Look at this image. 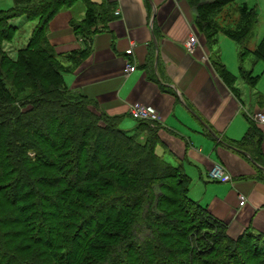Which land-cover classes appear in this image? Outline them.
Listing matches in <instances>:
<instances>
[{
  "label": "trees",
  "instance_id": "1",
  "mask_svg": "<svg viewBox=\"0 0 264 264\" xmlns=\"http://www.w3.org/2000/svg\"><path fill=\"white\" fill-rule=\"evenodd\" d=\"M78 1L85 15L72 25L82 46L58 52L48 23ZM234 1L188 0L212 63L240 97L237 75L218 55L219 34L239 44L241 62L252 52L264 61V34L248 45L259 12L247 1L235 6L238 16L222 12ZM22 15L36 23L12 56L4 45L19 29L12 19ZM114 16L109 0H14L0 8V264H264V232L232 237L190 195L183 166L157 151L167 146L160 122L135 118L124 128L122 114L67 84L65 62L87 55ZM154 60L152 49L145 63L151 78ZM240 74L251 86L260 78L243 66ZM249 121L231 143L264 164L263 130Z\"/></svg>",
  "mask_w": 264,
  "mask_h": 264
},
{
  "label": "crops",
  "instance_id": "2",
  "mask_svg": "<svg viewBox=\"0 0 264 264\" xmlns=\"http://www.w3.org/2000/svg\"><path fill=\"white\" fill-rule=\"evenodd\" d=\"M109 1L115 4L114 18L93 36L87 55L76 63L65 62L67 84L95 99L107 112L122 114L126 124L133 123L131 104L156 106L167 144L159 143L157 150L163 156L170 152L199 184L191 195L226 223L232 237L246 229L264 232V164L231 143L244 136L250 116L264 111V90L249 85L240 74L236 80L240 97L234 93L211 61V50L194 24L188 0ZM242 1L256 5L260 21L264 0H237ZM77 3L59 10L48 23L47 35L58 52L82 46L72 25L85 15L84 6ZM193 32L199 42L192 53L184 42ZM152 49L151 78L145 63ZM217 50L227 64L224 51ZM128 62L136 68L126 72ZM258 123L263 130L264 159V122ZM216 162L225 164L231 179L208 176Z\"/></svg>",
  "mask_w": 264,
  "mask_h": 264
},
{
  "label": "rangeland",
  "instance_id": "3",
  "mask_svg": "<svg viewBox=\"0 0 264 264\" xmlns=\"http://www.w3.org/2000/svg\"><path fill=\"white\" fill-rule=\"evenodd\" d=\"M13 3H14V0H0V8H9L10 6L13 5ZM238 3L239 2H237V0H236L234 2H231V3L224 5L222 12L232 11L233 12L232 15L238 16L239 12L235 7L238 5ZM78 4H81L84 6V4L81 3V1H78V3L76 5H78ZM259 9H260V21L258 19V22L256 23L255 28L252 32V35L250 36V38L248 40V45L251 48L255 47V44L257 43V37L259 35L264 34V2H263V6ZM12 21L15 24L19 25V29L16 32L14 38L10 41L5 42L4 46L11 53L12 56H16L17 49L19 47L23 46L27 42L28 37L31 33V30L36 23V19H28L26 16L22 15V16H18V17L13 18ZM216 48L220 49V50L222 49L224 51V55H226V57H227V59H226L227 67L230 70H232L235 74H237L238 77H240V65L241 64H242L243 68H245V69H252L254 72L260 73V78H259L257 84L255 85V87H256V89L264 90V61L262 59L256 57V55L252 52V53H249L248 55H246L244 60H242V62H241L239 44L236 43V41H234L230 37H228L226 34H219V42H218V45L216 46ZM231 68H234L235 70H233ZM239 79H242V78H239ZM131 119L133 120L132 124H126L125 123L126 119H123L121 122V126L124 128L133 127L134 123L137 120L132 115H131ZM126 125H128V126H126ZM159 150L160 149H158L157 151H159ZM164 158L169 160L170 162H172L174 164H178L177 163L178 161L175 159V157L173 155H171L170 152L169 153L166 152V154H164ZM198 188H199V184H197L195 181L191 180L190 195L191 194L193 195Z\"/></svg>",
  "mask_w": 264,
  "mask_h": 264
},
{
  "label": "built area",
  "instance_id": "4",
  "mask_svg": "<svg viewBox=\"0 0 264 264\" xmlns=\"http://www.w3.org/2000/svg\"><path fill=\"white\" fill-rule=\"evenodd\" d=\"M118 13L119 10H116ZM199 42V38L197 33L193 32L189 35V37L185 40V46L189 52H194L197 44ZM133 50V46L129 47L127 51L131 53ZM136 68L135 63L128 62L126 67V72L134 70ZM129 113L134 118H140V119H148V120H154L157 122H160L162 119V115L160 111L156 108V106L152 104H146V103H134L131 104L129 107ZM251 118L258 122H264V111H257L255 112ZM208 176L212 179L217 180H229L231 179V175L227 172L225 164L222 162H216L208 171ZM240 197L242 199L245 198L244 194H241Z\"/></svg>",
  "mask_w": 264,
  "mask_h": 264
}]
</instances>
